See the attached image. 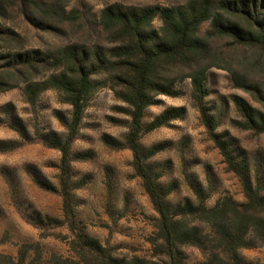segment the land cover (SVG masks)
<instances>
[{"label":"trees","instance_id":"1","mask_svg":"<svg viewBox=\"0 0 264 264\" xmlns=\"http://www.w3.org/2000/svg\"><path fill=\"white\" fill-rule=\"evenodd\" d=\"M26 1L21 0L20 10L31 25L44 32L61 33L38 11L32 9L30 13ZM3 11L0 1V15ZM155 20L160 23L157 27L153 24ZM204 25L208 27L202 32ZM98 27L107 47L74 41L54 50H40L17 47L22 41L19 34L0 24V93L22 84L28 102L33 105L43 91L52 88L72 109L70 121L56 112L68 130L66 140L49 138L50 146L61 153L59 193L67 218V224L53 221L51 226L66 225L68 234L43 230L39 240L16 244L13 255L0 253V264H252L240 256L239 249L264 244V195L260 178L256 173L252 185L243 173L242 162L230 149L231 141L213 134L215 124L203 101L208 70L221 67V56L213 50L212 41L226 39L235 47L254 50L259 57L257 62L264 69V0H186L183 4L163 7L113 3L100 10ZM226 69L235 87L264 108V83L244 72ZM39 75H44L42 80H36ZM184 79L190 82L192 99L203 124L229 169L241 181L243 203L222 198L208 207L205 203L209 196H203L187 179L197 204L184 201L172 205L168 197L175 192L176 184L159 183L161 175L146 164L164 151L167 144L156 143L143 152L139 144L141 135L181 119L185 109L169 107L147 124L143 123L145 112L158 103V96L178 97L176 84ZM103 87L109 88L124 105L117 106L115 111L126 115L128 120L123 142L108 136H102V142L112 149L131 151V165L157 214L154 233L147 238L148 256L122 253L121 247L103 244L72 219L69 147L77 135L85 106ZM233 102L245 129L264 133V112L240 98H234ZM35 182L51 189L36 177ZM50 237L64 245L65 254L41 243ZM187 250L196 251L199 258L190 261Z\"/></svg>","mask_w":264,"mask_h":264},{"label":"rangeland","instance_id":"2","mask_svg":"<svg viewBox=\"0 0 264 264\" xmlns=\"http://www.w3.org/2000/svg\"><path fill=\"white\" fill-rule=\"evenodd\" d=\"M0 1L4 6L0 24L19 34L22 41L17 47L54 50L74 41L107 47L106 38L98 27L100 10L106 5L163 7L183 4L186 0H27L28 11L31 13L34 9L41 13L60 29L58 34L31 25L20 10L21 0ZM153 24L160 25L158 20ZM207 27L204 25L202 32ZM212 46L221 56V67L209 69L205 82L203 105L215 124L212 132L221 135L224 141H231L230 149L242 162L243 173L252 185L258 173L264 195V133L245 129L233 99L240 98L263 112L264 108L235 87L226 68L244 72L263 83L264 69L257 62L259 57L254 50L235 47L226 39L214 40ZM43 76L39 75L36 80H42ZM176 89L180 92L178 97L158 96V103L145 112L143 123L147 124L169 107L185 109L181 119L141 135L139 144L143 152L156 143L167 144L164 151L146 164L161 175L159 183L176 184L175 192L168 197L172 205L184 201L197 204L187 179L203 196H209L205 203L208 207L222 198L243 203L241 181L229 169L203 124L192 99L189 80L178 82ZM117 106L124 107L109 88L103 87L92 95L84 108L77 135L69 147L72 219L103 244L121 247L122 253L148 256L147 238L154 233L157 214L131 165V151L109 148L101 139L108 136L120 142L124 140L128 117L116 112ZM56 112L71 120V107L62 102L55 89L43 91L33 105L28 102L22 84L0 93V253L13 255L16 244L39 240L43 230L68 234L66 225L51 226L53 221L67 224L59 193L61 153L50 146L49 138L57 137L64 142L68 130ZM35 177L51 189L40 187ZM41 243L65 254L64 245L55 238L43 239ZM239 254L252 264H264V244L241 248ZM187 255L190 261L199 258L196 251L187 250Z\"/></svg>","mask_w":264,"mask_h":264}]
</instances>
